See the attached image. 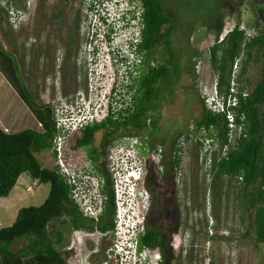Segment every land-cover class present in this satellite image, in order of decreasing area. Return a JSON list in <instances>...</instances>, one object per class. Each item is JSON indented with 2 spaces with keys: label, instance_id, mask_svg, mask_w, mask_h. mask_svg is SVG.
Segmentation results:
<instances>
[{
  "label": "rangeland",
  "instance_id": "1",
  "mask_svg": "<svg viewBox=\"0 0 264 264\" xmlns=\"http://www.w3.org/2000/svg\"><path fill=\"white\" fill-rule=\"evenodd\" d=\"M6 1L9 8L12 7L14 11L20 12L19 21L17 24H13L12 20H10V14L3 8L4 26L0 27V42L18 59L21 69L20 76L25 80L36 101L39 104L56 105L60 110L59 117L63 120L72 118L73 115L70 109H73L70 104H73L72 102L76 97L82 100L85 90L88 89L87 85L98 74H105V76L100 77V83L103 87L108 86L112 79L110 67L106 68L104 64L92 61L95 60L94 52L97 51L99 43L94 39L93 44H90L94 36L91 33L92 28L87 26L88 19L86 15L88 11L86 8L88 1L51 0V2H48L47 0H42L38 7L39 13H36L33 22L28 20V16L25 13V8L28 6L27 0ZM36 2L37 0L30 1L28 12L33 10ZM163 4L166 6L175 27L172 38L173 51H164L162 46H146V51L148 52V59L153 63V71H158L160 66L166 65L165 76L162 80L154 83L155 96L151 97V99L148 97L149 100L147 101L145 100V95L148 96V94L145 89L141 88L143 82L139 83L140 79L136 82L135 88H124L121 99L129 102L128 112L130 115L123 120V116L117 111L114 122L118 127L126 129L132 123V115H136L141 108H144L148 115L147 125L141 130L137 129L138 131H135V134L143 142H151L155 148L161 147L165 154L170 147L176 130H181L184 127L186 129L188 121L194 117L199 118L202 115L204 105L200 102L199 97L203 89L205 87L211 89L214 82V71L210 62L211 48L238 23L247 28V26L252 27L253 24L259 22L264 27L261 22L264 16V0H163ZM261 13L263 16L260 15ZM75 16L80 19V38L83 40L82 45H85L87 50V55H84L85 59L91 60L90 62L93 66L91 68L84 65L79 67L78 60L70 59L65 65L64 73L58 70L56 74L54 70V61L56 59L51 60L49 53L39 59V48H45L46 51H50L48 43L51 35L48 31V26L57 28L55 30L61 36L60 25L56 26L58 22L56 20L65 21L66 26H72ZM164 29L165 27L163 31ZM221 30H223V33L218 39V33ZM249 32L255 35L259 31L258 29L257 31L249 29ZM1 35H3L2 38ZM35 40L37 41L36 45L33 44ZM71 42L73 41L71 40ZM105 52L99 53V56H103ZM144 57L146 61L145 53ZM240 60H244V64L247 65V69L243 70V65L240 62L238 70L240 73L244 72L242 75H245L240 81V86L247 87L245 80L247 79L252 85L262 71L263 62L249 60L245 54ZM112 70L114 71V69ZM79 72L84 74L82 80L76 77ZM91 72L93 75L90 74ZM153 73L149 70L147 71V68L144 67L140 77L143 80L153 81ZM89 76L90 80L88 81L87 77ZM251 90L249 91L252 92ZM189 124L191 123L189 122ZM97 128H99L98 125L84 126L78 132L70 129L72 135L66 139L64 148L66 157L70 156L69 159H73L77 165L82 166L83 163V165L89 166L90 164L96 172L98 165L94 164V155L91 152V148L89 149L87 146L79 147L76 144V140L78 136H82L86 132L94 135L97 132ZM117 145L118 143L113 149ZM109 153L110 151L108 152V158ZM123 153L121 151L117 155L118 161ZM196 153V149L192 146L189 147L188 151L186 149L185 160L188 162L186 163L187 171L183 175L185 180L183 181V176H180L178 178L181 179V182L178 183L177 179V185H175L178 190V200L183 203V208H176L174 205L173 208L169 209V212L173 213L174 211L175 214L182 212L178 221L179 225L178 223L169 225L167 223L169 220L162 218L166 209L162 213L159 211L155 213V209L152 210L151 208V213L149 212L148 216H152L150 221L153 222L152 224L157 229H164L168 226L173 227L171 234L176 233L177 229L182 227L181 223H184V227H188V237L193 236L192 233L196 230L197 242L200 249L202 243V250H211V243L205 245L208 236L211 240L214 239L216 247L219 248L218 253L223 255L216 260V264H264V244L256 242L255 220L258 216V204L255 201L251 203L247 201V210L240 211L235 208L236 201L238 207V199H234L233 194L234 191L240 188L239 184L223 177L215 179L214 183H217V187L219 186L218 183H223L215 191V196L218 200V212L215 216L214 224L212 220H209V224H207V220L203 219L202 210L199 207L206 203L207 189L213 178L205 176L200 171L201 168L197 165L195 159ZM37 157L43 167L54 168L55 161L52 151H42L37 153ZM158 165L155 160L154 150H152L147 156L148 176L146 175V177L147 181L159 187L163 178L158 170ZM102 181L101 176L95 183ZM34 182L29 174H23L11 195L8 198L0 199V228L11 226L22 208L40 206L44 203L49 195L50 186L39 182V190L31 193L28 188ZM101 184L103 185V183ZM166 188L168 186H164V189ZM221 188L223 189L221 190ZM101 191L106 194L105 185L102 186ZM171 199H173L172 196ZM243 211H247V215L245 213L241 214ZM155 214L159 218L158 216L155 218ZM56 224L59 230L54 236V241L58 244L62 254L67 257V264H121L119 260L111 257L114 253L109 250L107 253L101 250L93 252L96 246H98V249L102 247H105L106 250L109 247L112 248V241V244L109 242L111 246H109L107 241L98 244L94 243L89 240L92 236H86L88 233L83 230H81L80 235L72 239L70 237L71 233L76 228H73L70 224L69 226L71 227H66L68 226V221L64 219L58 220ZM174 226L178 228L174 229ZM214 227L215 230H213ZM207 228L212 229V231L208 233ZM182 229L185 228L182 227ZM119 230L122 231V229ZM245 231H247L246 239H242ZM110 233L112 236L113 230ZM217 235H226L227 239L217 240ZM66 236L69 237V240L64 242L63 239ZM114 241V245H117V247H113L114 251L120 247L126 250L125 246L128 245L125 241L120 238ZM26 245L27 240L22 239L13 249L16 252L25 248ZM144 249L147 250L144 246L140 251ZM118 252L121 253V251ZM122 255L125 256L126 254L123 252ZM145 255L148 256V259L143 264H154L153 262L158 261L157 257H160L158 250L153 251L152 248L148 249ZM150 256L153 262L150 261ZM131 259H134V255L131 256ZM139 260L142 259L139 258ZM130 264H139V261L135 260ZM181 264H184V262L181 261Z\"/></svg>",
  "mask_w": 264,
  "mask_h": 264
},
{
  "label": "trees",
  "instance_id": "2",
  "mask_svg": "<svg viewBox=\"0 0 264 264\" xmlns=\"http://www.w3.org/2000/svg\"><path fill=\"white\" fill-rule=\"evenodd\" d=\"M138 1L143 3L144 8L142 22L145 30L142 51L148 56L146 46H162L164 51L172 52L175 27L163 0ZM3 12L0 6V27L4 26ZM261 26L259 22L252 27L247 26L248 31L258 29L259 32L253 35L243 30L238 23L224 41L215 43L210 50L214 79L219 91L223 94H227L229 90L236 60L241 62L243 70L247 69V65L244 64L245 59L240 60L244 54L249 60L263 62L262 71L252 85L246 79L247 87H241L240 81L245 75H242L244 72H238L239 92L252 89L253 97L237 109L238 113L244 116V119L238 122L243 123L245 130L237 140L235 148L224 155L223 149L228 143L226 119L221 115L207 112L203 106L202 116L188 121L186 129L184 127L176 130L167 150L169 152L164 154L162 162L158 165L163 178L159 187L149 181H147V187L152 197L151 208L155 209V212L162 213L165 209L169 211L174 205L176 208L183 205L178 200V190L175 187L179 174H185L187 170L183 166L181 154L178 153L184 151L180 140L185 136L190 125L197 128L205 127L215 136L218 149L213 155L211 165L205 167L203 164L200 166V171L205 176L212 177V183L221 177L238 183L240 188L233 194L235 199H238V206L240 202L247 205V201L250 203L255 201L258 204V216L255 220L256 242L264 244V31L260 29ZM222 33L223 30L219 31L218 39ZM108 39L111 40V37L108 36ZM93 41L94 39L90 44H93ZM19 66L16 56L0 42V199L11 195L20 177L26 173L34 181L49 185L50 192L42 205L22 208L11 226L0 228V264H67V257L54 242V236L59 230L56 224L58 220H67L66 227H71L70 224L73 228L88 234L108 233L115 228L113 183L106 152L102 159L101 172L97 171L100 174L103 173L107 181L108 190L105 196L108 202L105 212L95 221L85 217L72 200L70 186L59 173L58 168L55 166L45 168L38 160L37 153L51 151L53 139L58 134L53 106L39 104L36 101L25 80L20 76ZM152 68L154 67L150 66L149 71L154 72L153 81L143 80L141 86L147 90L146 101L155 96L154 83L162 80L167 70L166 65L160 66L158 71H153ZM199 100L203 103L201 95ZM147 119L146 110L141 108L139 113L132 117L131 124L143 129L147 125ZM93 139V134L86 132L77 137L76 144L79 147L88 146ZM143 143L156 152L153 143ZM194 148L199 153L200 146ZM182 180L184 181L185 177ZM164 186L168 188L164 189ZM152 223L148 217L147 232L140 238V250L144 246L156 248L161 245V239H167V234L162 229H157ZM106 238L104 237L103 240ZM22 239L27 240V245L15 252L13 247Z\"/></svg>",
  "mask_w": 264,
  "mask_h": 264
},
{
  "label": "built area",
  "instance_id": "3",
  "mask_svg": "<svg viewBox=\"0 0 264 264\" xmlns=\"http://www.w3.org/2000/svg\"><path fill=\"white\" fill-rule=\"evenodd\" d=\"M30 1L34 0H27L28 6L26 7H29ZM87 1V26L92 28V36L98 32L103 48L110 51L109 55H105V60L110 63L111 84L101 89V98L95 99L92 106L88 103V100L84 99L72 106L74 112L70 109L73 115L70 119H61L59 117L60 110L56 105H53L52 110L58 129V135L53 141V150L55 167L58 168L59 173L70 186L72 200L85 217L96 221L105 212L108 201L103 191H101L102 186L106 185L105 180L102 178V182L95 183L101 177L98 171L96 172L90 164L89 166H85L83 163L82 166L77 165L73 159L67 158L64 152L65 143L71 135L70 129L77 131L90 123L101 122L102 120L115 123L114 118L117 111L123 116V120L130 115L128 112L129 102L121 99V94L124 88H135L134 83L141 75V67L145 62L144 52L141 50L145 25L142 22L144 8L141 1ZM0 6L8 11L12 23L17 24L20 12L14 11L12 7L9 8L6 0H0ZM241 28L247 30V33L249 32L248 28L243 26ZM232 30L223 35L219 43L224 41ZM108 36L111 37V40L108 39ZM239 65V60H236L227 94L219 91L215 79L212 88L205 87L201 93L207 112L221 115L226 119L228 143L224 146V155L235 148L237 140L244 133L243 123L238 122L239 120L242 121L244 116L240 115L237 109L243 103H248L252 96V92L247 89L242 93L239 92ZM91 75H93L92 72ZM102 75L103 73H100L95 78H100ZM95 78L93 83H95L94 88H97L99 84ZM117 143L118 145L113 149ZM180 145L184 148V151L178 153L183 158L185 169H187L186 163L188 162L185 160V151L186 149L188 151L190 146H200L199 153L195 154L196 163L199 167L203 164H205V167H209L213 155L218 149L216 138L211 134V131L205 127L197 128L194 125H190L185 136L181 138ZM121 151L124 153L118 161L117 155ZM151 151V149L143 148L140 137L131 134L121 136L110 147L111 154L109 153L108 168L111 173L115 201L113 247H117V245H114V240L117 238L125 241L128 246H125L126 250L120 247L114 251L112 247L109 251L114 253L111 257L119 260L121 264H130L135 260L139 261V264H143L148 259V256L145 255L147 250L140 251L139 246L140 238L145 235L147 230L148 216L152 206V197L147 187L146 178L147 156ZM154 155L158 164L161 163L164 156L163 149L157 147ZM183 175L180 173L178 177ZM182 179H184V176ZM180 182L181 179L178 178V183ZM28 190L31 193L38 191L39 182L35 181ZM119 229H122V231ZM81 232L80 229H76L70 237L72 239L76 238ZM96 234L98 237L94 242L97 244L102 243L105 236L100 232H96ZM93 235L87 234L86 236ZM67 240H69L68 236L63 239L64 242ZM56 247H58V244H56ZM98 251L100 249L96 246L93 252ZM118 251H121V253ZM123 252L126 254L125 256L122 255ZM132 255H134L133 260L131 259Z\"/></svg>",
  "mask_w": 264,
  "mask_h": 264
},
{
  "label": "flooded vegetation",
  "instance_id": "4",
  "mask_svg": "<svg viewBox=\"0 0 264 264\" xmlns=\"http://www.w3.org/2000/svg\"><path fill=\"white\" fill-rule=\"evenodd\" d=\"M47 1L51 2V0H47ZM41 2H42V0H37L32 11L28 12L29 8L28 7L25 8V11H26L25 13L28 16V20H30V22H33L34 16L36 15V13H39L38 7H39ZM260 15L263 16L262 13ZM57 21L60 23H58ZM56 22H57L56 26H58V24L60 25L59 27H60V32L62 35L61 36L58 35L57 31L55 30L57 28L48 26V31L50 32V35H51L49 37V43H48L50 45V47H49L50 51L49 52L46 51L45 48H39V51H40V54H38L40 56L39 59L42 58L41 56L47 55V53L50 54L51 60L56 59L54 61V64H55L54 70L56 71V74H57L58 70L61 73H64L65 65L67 64L68 60H70V59L78 60L79 61V64H78L79 67L84 65V66H89V68H91L93 66V64H91V62H90L91 60H89L88 58L86 60L85 56H84V55H87V50L85 48V45H82L83 40L80 38V36H81V34L79 33L80 32V19L77 16H75L73 21H72V26H66L65 21L62 22L61 20H56ZM261 22L264 23V16H263V19H261ZM260 29L264 31L263 26H261ZM71 40L73 42H71ZM84 41H85V39H84ZM36 42L37 41L35 40V43H33V44L36 45ZM76 54H77V56L79 55L78 58H77V56H75ZM51 55H55V56H51ZM55 71H54V73H55ZM55 77H56V75H55ZM76 77H79V79L82 80V77L84 78V74H81L79 72V74L76 75ZM87 78L89 81L90 76ZM138 80H139V83L143 82V79L141 77H139L135 81V85H136V82ZM87 86L89 89L91 86V83ZM141 88H143V87H141ZM143 89H145V88H143ZM96 125H98L99 130H96L97 132L93 135L94 139L91 142V144L87 146V148H89V149L91 148V152H93V155H94L95 163H94V161H92V162L95 165H98V167L97 166L96 167L100 171V167L102 168L103 156L106 152V156H107V160H108V152L110 151L111 145H113V143L123 135H126V134L136 135L135 131L141 130L142 128L135 127L132 124H130L126 129H124V128L118 127L113 122L94 124L92 126H96ZM115 128H116V132L113 133ZM129 130H131V131H129ZM121 131H122V133H120ZM127 131H129V132H127ZM102 174L103 173H101L100 175L102 176V178H104ZM104 182L105 183L107 182L106 179ZM215 184H217V183H210V186L207 189L206 203H204V205L202 207H199V209L202 210L203 219L204 218L207 219V224H209V220H212V223L214 224L215 216L218 212V209H217L218 200L216 199L215 191L217 189H219L220 185L217 187ZM218 184H223V183H218ZM222 189L223 188H221V190ZM107 190H108V185L106 183L105 191H107ZM180 208H183V205H181ZM203 208H204V210H203ZM235 208L239 209L240 211L247 210V205L240 202L239 206L237 207V201H236ZM244 213H245V215H247V211H243L241 214H244ZM180 215H181V212L175 214L174 211H173V213H171L168 210H166L165 215L162 218L169 220L167 222V223H169V225H175L176 223H178V225H179L178 221L180 220ZM154 216L156 218L157 215L155 214ZM181 226L185 229H182V227L178 228L177 226H174L175 227L174 229L178 228L176 233H174V234H171L173 231V229H172L173 227L168 226V227L162 229V231H164L165 234H167V239H164V240L161 239L160 240V243L162 241L163 245L161 243V245L156 247V248L145 246L147 250L152 248V250L155 251L157 249L159 254H160V257H157L158 258L157 262H153L151 259V256H150V261L153 262L154 264H181V261H183L184 264L185 263L186 264H216V260L223 255L218 253L219 248L216 247L215 241H213L214 239L211 240L210 237L207 235L208 239L205 241V245L211 243V250H208V251L202 250V247H203L202 243H201V249H200L199 243L197 242L196 230L194 233H192L193 236L188 237L187 236L188 227H184V223H181ZM203 229H206V228H203ZM213 230H215V227ZM210 231H212V229L207 230L208 233ZM109 234H110V232L103 233V235L107 238L105 240H103L102 242L107 241L109 246H111L110 243H111L113 238ZM94 235H96V238L98 237V235L96 233ZM246 235H247V231H245V234L243 235L242 239H246ZM218 239L219 240H226L227 236L226 235H217V240ZM112 243H113V241H112ZM102 248L104 249L103 251H102ZM102 248H101V251L105 253L109 250L110 247L107 250L105 247H102Z\"/></svg>",
  "mask_w": 264,
  "mask_h": 264
},
{
  "label": "clouds",
  "instance_id": "5",
  "mask_svg": "<svg viewBox=\"0 0 264 264\" xmlns=\"http://www.w3.org/2000/svg\"><path fill=\"white\" fill-rule=\"evenodd\" d=\"M35 1V0H34ZM96 32V31H95ZM93 39H96V41H98V43H99V46L97 47V53L96 52H94V54H95V57H94V59L95 60H92L93 62H100V63H102V64H104L105 66H106V68H109L110 67V63L108 62V61H106L105 60V55H109V53H110V51L109 50H107V49H104L103 48V46H102V40L101 39H99V37H98V32H96V33H94V38ZM143 44V43H142ZM104 51H106L105 52V54L103 55V56H99V53H102V52H104ZM146 55V54H145ZM146 57H148V56H146ZM144 65L147 67V65L149 66V64H148V62H147V59H146V61H145V63H144ZM150 66H152V67H154L153 66V64H150ZM102 76H105V74L103 73V75ZM95 80H97V83L99 84L98 85V87L97 88H94L95 87V83H93V80L90 82L91 83V86H90V89H87L86 91H85V94H83V98L82 99H84V100H88V103H90V105L92 106L94 103H95V99H97V98H101V89L103 88V86L101 85V83H100V78L98 77V78H95ZM96 83V84H97ZM111 84V83H110ZM109 86V85H108ZM81 99L80 98H75V100L72 102L73 104H70V107H72V106H75L76 104H77V102H79ZM100 123H111V122H107V121H105V120H102L101 122H93V123H90L89 125H87V127H90V126H92V125H94V124H100ZM57 126V125H56ZM83 128H81V129H78L77 131H75V132H78V131H80V130H82ZM57 131H58V129H57ZM58 135V134H57ZM72 135V134H71ZM55 139V138H54ZM54 139H53V141H54ZM53 148H54V142H53V147H52V153H53V156H54V161H55V155H54V150H53ZM54 166H55V164H54ZM90 241H92V242H94V241H96V235H93L90 239H89ZM95 243V242H94ZM101 250V249H100Z\"/></svg>",
  "mask_w": 264,
  "mask_h": 264
},
{
  "label": "crops",
  "instance_id": "6",
  "mask_svg": "<svg viewBox=\"0 0 264 264\" xmlns=\"http://www.w3.org/2000/svg\"><path fill=\"white\" fill-rule=\"evenodd\" d=\"M3 37V35H1V38ZM147 62H148V64H149V66L147 65V67L145 66V65H143L142 67H141V75H142V68H144V67H146L147 68V71L149 70V67H150V64H153V63H151V61L148 59V57H147ZM213 76H214V74H213ZM147 91V90H146ZM203 113V112H202ZM202 116V115H201ZM147 132V131H146ZM138 136V135H137ZM139 137V136H138ZM143 142V141H142ZM143 148L145 149V148H147V149H149V147H148V145H146V144H144L143 143ZM168 150V149H167ZM169 151H166L165 153H168ZM147 176H148V172H147V174H146ZM147 178V177H146Z\"/></svg>",
  "mask_w": 264,
  "mask_h": 264
}]
</instances>
